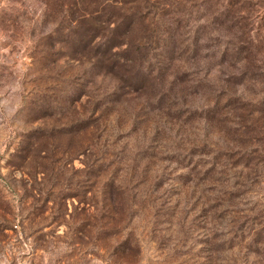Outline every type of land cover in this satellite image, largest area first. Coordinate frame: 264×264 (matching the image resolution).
Wrapping results in <instances>:
<instances>
[{"label":"rangeland","instance_id":"obj_1","mask_svg":"<svg viewBox=\"0 0 264 264\" xmlns=\"http://www.w3.org/2000/svg\"><path fill=\"white\" fill-rule=\"evenodd\" d=\"M86 1L0 0V264H264V119L189 58L240 1L264 56V0Z\"/></svg>","mask_w":264,"mask_h":264},{"label":"trees","instance_id":"obj_2","mask_svg":"<svg viewBox=\"0 0 264 264\" xmlns=\"http://www.w3.org/2000/svg\"><path fill=\"white\" fill-rule=\"evenodd\" d=\"M124 1L121 3L126 4L127 2H130L127 0ZM85 2L87 1L69 0L70 5L74 7H78ZM87 4L94 7L96 5L98 8L100 6L115 8L118 2L117 0H95ZM235 6L239 7L237 8L238 10H241L243 7L241 1L235 5L233 3L228 4L223 11L213 14V22L210 24L212 29L218 30L219 28L224 27L229 32L232 31V37H226V39H223L219 36L215 41L217 42V50L212 54L204 55L199 52L198 45L200 40L194 39V49L193 52L189 54V58H191L190 60L193 59V61L198 62L197 65H202V68L204 69L208 67L210 70L214 69L216 71L218 85L215 86L216 90L214 93L215 116L230 106L232 102L238 101L245 104V107L248 108V110L252 109L250 115L256 112L264 119V56L261 55V57L259 55L261 54V50L258 46L255 47L252 44V48L248 45V39L246 37L248 29L247 26L245 27L243 21L246 22L249 19L240 17V11L234 12L232 8H235ZM75 14L79 16L78 18L72 19V21L76 23L73 24L75 27L68 28L67 32L72 39L70 48H74L73 50L77 51L78 49L86 48L89 44V36H83L84 28L82 26L78 27L77 24L79 23V25H82L88 19L96 21V15H94L93 11L87 9L80 13V15L78 13ZM75 14H73V16ZM129 16L131 17V20H127L123 24L126 28L129 24L130 27L135 26V22L133 21L134 16L132 14ZM81 18H84L85 20H81ZM120 29L121 26L114 30L115 33H119L121 31ZM201 30L202 29H199L197 31L198 35L209 31V29H204L203 32ZM93 39L95 38L92 37L90 44ZM174 39L175 37L172 36L162 39L164 45L167 46L169 44V50L163 57L168 58L170 61L173 60L176 54L175 47L177 46V43ZM249 42L253 43V39H249ZM181 57L185 60L188 58L187 55H181ZM207 71V73H209L208 69ZM201 84L204 87L206 82ZM257 106H259V108L254 110L253 108ZM227 133L229 135L233 134L231 130H228ZM254 245L256 248V254L264 253V239H257Z\"/></svg>","mask_w":264,"mask_h":264}]
</instances>
